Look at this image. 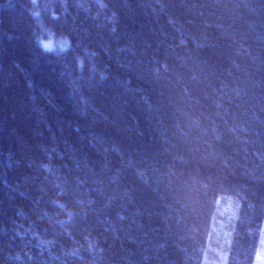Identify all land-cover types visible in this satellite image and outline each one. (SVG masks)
Wrapping results in <instances>:
<instances>
[{
    "label": "trees",
    "instance_id": "obj_1",
    "mask_svg": "<svg viewBox=\"0 0 264 264\" xmlns=\"http://www.w3.org/2000/svg\"><path fill=\"white\" fill-rule=\"evenodd\" d=\"M264 0H0V264H259Z\"/></svg>",
    "mask_w": 264,
    "mask_h": 264
},
{
    "label": "rangeland",
    "instance_id": "obj_2",
    "mask_svg": "<svg viewBox=\"0 0 264 264\" xmlns=\"http://www.w3.org/2000/svg\"><path fill=\"white\" fill-rule=\"evenodd\" d=\"M259 264H264V255H262V258Z\"/></svg>",
    "mask_w": 264,
    "mask_h": 264
}]
</instances>
